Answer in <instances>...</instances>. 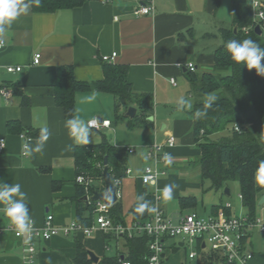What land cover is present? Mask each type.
Listing matches in <instances>:
<instances>
[{"label":"crops","instance_id":"1","mask_svg":"<svg viewBox=\"0 0 264 264\" xmlns=\"http://www.w3.org/2000/svg\"><path fill=\"white\" fill-rule=\"evenodd\" d=\"M152 1L155 9L148 15L136 12L140 3L146 2L142 0H86L81 7L52 13L35 12L31 6L27 14L20 15L0 32V83L13 84L11 96L0 94V139L7 141L5 150L0 152V185H20L21 192L26 194L28 214L37 227L44 225L49 214H53L57 225L78 220L81 201L76 184V149L100 144L104 138L126 151V167L132 170L130 174L126 170L120 184L127 223L133 220L130 210L134 205L147 204L150 208L157 188L168 216L176 220L183 214L195 213L186 212L199 205L196 193L188 190L199 188L203 182L193 183V176L201 178L200 166L196 161L193 165V146L198 147L194 121L186 108L182 111L176 108L179 99H186L191 89L190 70L178 64L192 62L198 67L197 72L213 68L215 52L223 43V30L233 26L236 0ZM115 52L117 57L109 63L128 69V79L137 98L150 95L152 127L138 125L135 117L126 116L129 106L136 105L122 104L117 111L115 97L96 89L77 92L73 117H67L57 104L55 85L61 67L72 66L77 80L95 83L105 78L103 56ZM37 53H41L38 64L34 62ZM9 66L23 69L10 73L6 70ZM171 78H176L177 85L172 84ZM141 113L138 109L136 115ZM77 117L88 125L98 118L111 120V125L102 130L89 126L88 143H77L67 125L68 120ZM11 121L15 123L9 128ZM44 129L47 139L42 150L35 151ZM22 133L32 137L27 155L22 151ZM170 134L176 136L177 143L167 150L173 158L168 175L157 184H143L141 176L149 163L148 147L155 142L164 143ZM128 148L135 151L131 153ZM196 150L199 158L201 150L199 147ZM177 158H184L189 164L179 163ZM167 185L172 186L168 199L163 196ZM227 187L230 194H224L231 196L230 183ZM239 195L240 189L236 200L222 199L221 207L216 211L212 208L208 215L202 216L217 215L228 202L232 206L225 209L227 216L246 215L248 211ZM193 196L198 199L195 207L178 209L180 198ZM262 206L259 205L258 215ZM4 207L0 202V226L14 227L4 214ZM89 214L84 203L83 216ZM255 234L256 230L249 231L245 241L244 250L252 254L248 264H264V253L257 255L254 251L251 237ZM202 242L199 241V246L205 248ZM79 243L99 258L128 253L124 237L110 239L102 232L91 236L56 235L49 240H35L36 264H71ZM107 247L113 248L114 253L108 254ZM182 247H185L182 238L166 239L169 263L183 264L178 257ZM22 248L23 240L13 230L1 235L0 264H24Z\"/></svg>","mask_w":264,"mask_h":264},{"label":"trees","instance_id":"2","mask_svg":"<svg viewBox=\"0 0 264 264\" xmlns=\"http://www.w3.org/2000/svg\"><path fill=\"white\" fill-rule=\"evenodd\" d=\"M86 0H25L30 2L35 12L52 13L61 9L81 7ZM264 31V21L261 22ZM249 28L245 31L244 28ZM253 9L251 3L236 0L233 12V26L223 30V43L216 50L214 56V72H188L191 83L189 93L196 97L190 116L194 121L195 144L201 154L197 164L201 170V180L211 182V188L221 190L231 182H238L240 195L251 219L258 216L259 197L264 193V185L256 182L257 169L264 162V143L261 142V133H264V75L257 74L255 68L249 70L246 64H237L231 59L226 49L230 40L243 41L252 39L264 48V32L258 35L255 31ZM237 28V32H235ZM264 64V60L261 62ZM105 78L95 83L83 82L76 79L72 66H63L59 69L56 88V101L67 117L75 114V97L77 92L96 89L111 93L116 99V110L122 104H134L141 114L135 116L138 125L152 127L149 116L153 113L150 104V95L142 94L137 98L128 79V69L125 66L106 62L104 65ZM13 84H6L12 86ZM16 90V87L14 88ZM215 97L206 106L209 97ZM15 122L8 123L12 128ZM236 125L240 130H236ZM226 132L227 134H223ZM28 134V133H27ZM221 134V135H220ZM223 134V135H222ZM29 135V134H28ZM220 135V136H219ZM31 136V135H30ZM77 176L85 175L95 179L90 191L103 190L105 184L102 178L105 157L108 156L109 169L115 180L126 176V151L116 148L107 138L100 144L78 146L76 149ZM101 164V166H98ZM76 176V177H77ZM78 186V198L86 195L85 187ZM181 209L195 207L198 204L196 197H182L179 200ZM94 204L88 209L90 214L83 216L84 203H78V220L90 225L93 222ZM134 205L130 210L133 222L145 221L151 217V210L147 207L144 212L138 213ZM221 205H215L216 211ZM111 217L116 223L126 224L122 201L111 206ZM112 238V235H106ZM128 253L118 252L105 255L95 262L89 250L79 243L77 254L71 264H123V260L130 264L149 263V240L147 235H138L132 238L125 236ZM247 234L242 240L243 247ZM202 245L198 247L199 250ZM171 264V263H169ZM196 264H237L230 263L220 251L208 252L196 259Z\"/></svg>","mask_w":264,"mask_h":264},{"label":"built area","instance_id":"3","mask_svg":"<svg viewBox=\"0 0 264 264\" xmlns=\"http://www.w3.org/2000/svg\"><path fill=\"white\" fill-rule=\"evenodd\" d=\"M108 1V0H104ZM145 3H140L137 7V14L148 15L154 12L155 6L152 0H142ZM253 9V18L255 25L264 21V0H250ZM262 28V25H261ZM245 31L249 28H244ZM263 30V29H262ZM264 32V31H263ZM3 45V43L1 44ZM117 57V53L111 56H103L106 62H112ZM41 61V53H37L34 58L36 64ZM179 67H187L191 72H196L198 67L194 63L178 64ZM22 66H9L6 70L10 73L22 71ZM1 80V76H0ZM171 82L177 85L176 78H171ZM13 89L9 86L0 83V94L9 97L12 95ZM111 125V120H102L99 122L97 119L89 121V126L102 130ZM236 130H240L236 125ZM21 137L24 139L23 155H27L32 137L26 133H22ZM177 143L175 135L170 134L164 143L155 142L147 149V159L149 161L146 165L144 173L141 176L143 184H157L158 181L168 175V166L166 167L168 149L174 147ZM7 141L5 138L0 139V152L6 148ZM129 152H134V148H128ZM98 166H101L99 164ZM131 169H127L130 174ZM119 185L121 180H115ZM76 183L85 187L86 195L90 197L93 193L90 191L91 186L95 183V179L85 175L76 177ZM172 193V190H171ZM120 197V189H119ZM240 199H243L239 195ZM162 195L160 189L154 193V200L150 205L151 217L145 221H131L130 223L122 224L116 223L111 217V206L103 201H94L93 215L94 219L92 224L86 225L82 222L74 220L68 224L57 225L54 221L53 214H49L42 227H37L34 223L30 226V231L23 235H17L18 238L23 240V253L24 264H36L35 255L37 248L35 240L42 238L49 240L56 235H70V234H84L91 236L97 232H102L105 235H112L114 237H134L138 235H147L149 240V263L150 264H169L166 256V239L182 238L184 245H193L198 242L197 250L190 252L189 257L191 260L198 256L199 241H203L206 248L210 252H222L229 260L230 263L248 264L252 258V254L244 250L242 240L244 236L251 230H258L264 234V204L262 206V215H258L255 219H251L248 214L240 216H227L225 213L226 208H230L232 204L226 203L220 209L217 215L202 216L198 213L183 214L178 219H173L168 216L162 206ZM15 229L13 226H0V236L4 233ZM110 249L109 247H107ZM123 264H130L129 261L123 260Z\"/></svg>","mask_w":264,"mask_h":264},{"label":"clouds","instance_id":"4","mask_svg":"<svg viewBox=\"0 0 264 264\" xmlns=\"http://www.w3.org/2000/svg\"><path fill=\"white\" fill-rule=\"evenodd\" d=\"M30 8L31 3L25 2V0H0V32H3L5 27L11 26L20 15L27 14ZM226 49L230 53L231 59L237 64H246L249 70L255 68L257 74L264 75V64L261 63L264 60V48L255 41L252 39H244L243 41L233 39L226 43ZM214 99L215 97L210 96L206 106H210V102ZM186 106L191 107L189 102L181 97L176 105L177 111H182ZM67 125L70 129V135L74 137L77 143H88V124L77 117L68 120ZM46 133L47 129H44L37 141L35 151L42 150L44 141L47 139ZM260 140L264 143V133H261ZM255 179L258 184L264 185V162H261L257 169ZM171 190V185L165 186L163 196L166 199L171 198ZM25 195L21 192L19 184L5 183L0 185V202L5 205L4 214L9 218L11 225H14L17 235H23L30 231V226L33 223L28 214V207L24 202ZM147 207V204H139L136 211L142 214Z\"/></svg>","mask_w":264,"mask_h":264},{"label":"rangeland","instance_id":"5","mask_svg":"<svg viewBox=\"0 0 264 264\" xmlns=\"http://www.w3.org/2000/svg\"><path fill=\"white\" fill-rule=\"evenodd\" d=\"M205 72H214V65H213L212 69L207 70ZM186 99L189 102V104L191 105V107H187V106L185 107L186 110L189 112V111H191L192 106L196 102L197 98L192 96V95H189V93H187L186 94ZM223 134H227V133L224 132ZM197 148L198 147L193 146V165L195 164L194 161L197 162V160H198V156H197V154H198L197 152L198 151L196 150ZM194 149H195V151H194ZM172 159L173 158H171V156H170V154L168 152V155H167L168 165H170L173 162ZM183 159L184 158H177L176 161L179 162V163H183L184 165H188L189 163L186 162L187 160H183ZM168 165L166 164V167ZM195 181L197 183H201V178L199 176L198 177L193 176V183H195ZM230 186L232 188V195L231 196H227V195L224 194V191H225L226 187L224 189H221V190L212 189L210 181H205L202 184V186H199V188H196V189L194 188V190L193 189L192 190H188V191H191L193 193H196V195L198 196V199H199V205H198V207L195 210H186V212H188V211L192 212L193 211V212H196V213H198L200 215H208L210 213L212 207L215 204H221L222 199L223 200H226V199H233V200L235 199L236 200V198H238V192H239V189H240L239 183L234 181V182L230 183ZM178 209L180 210L181 208L178 207ZM259 215H262V212H260ZM259 232H258V230H256L255 237H251V239H252V241L254 243V251L256 252L257 255L259 253H264V235H261L260 234L261 232L260 233ZM193 250L194 251L197 250V243H195L193 245H186L185 247H182L181 251L178 254L180 263H183V264H196V259L200 258V256H202L203 254H206V253L210 252L209 248H206V247L203 248L202 247L199 250L200 254H198V257L196 259H194V260H191L189 258V254ZM107 251H108L107 252L108 254L114 253V249L113 248L109 249Z\"/></svg>","mask_w":264,"mask_h":264},{"label":"water","instance_id":"6","mask_svg":"<svg viewBox=\"0 0 264 264\" xmlns=\"http://www.w3.org/2000/svg\"><path fill=\"white\" fill-rule=\"evenodd\" d=\"M240 1H247V0H240ZM255 31L258 35L263 34V30H262L260 24L256 25ZM235 32H237V28H235ZM137 112H138L137 107L129 106L127 113H126V116L130 117V118H134L136 116ZM149 119L153 120L154 117L150 116ZM98 121L101 122L102 118H98ZM104 164H105V166H104V170L102 173V178L104 179L105 186H104L103 190L93 192V194L90 197L85 195L82 198H80V201L84 202L87 206H89L91 204V202H94V201H103L104 203L108 204L109 206H112L120 200V197L118 194L120 188H119V185L116 183L112 172L109 169L108 156L105 157ZM224 192L227 195H229L230 194V188L226 187ZM263 204H264V195L259 200V205H263ZM204 247H205V244H204ZM89 254H90L91 258L96 263L99 262V260H100L99 256H97L94 252H92L90 250H89Z\"/></svg>","mask_w":264,"mask_h":264}]
</instances>
